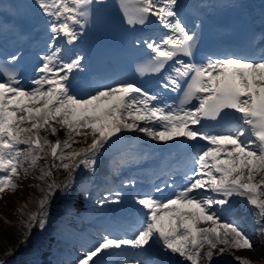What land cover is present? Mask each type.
Returning a JSON list of instances; mask_svg holds the SVG:
<instances>
[{"label": "snow or ice", "instance_id": "1", "mask_svg": "<svg viewBox=\"0 0 264 264\" xmlns=\"http://www.w3.org/2000/svg\"><path fill=\"white\" fill-rule=\"evenodd\" d=\"M35 3L48 18L50 43L39 66H33L34 75H26L20 53L10 57L13 67L0 64V197L24 186L17 178H29V171L49 154L45 149L60 163L41 168V181L52 177V168H94L97 155L113 138L124 131L144 133L165 144L181 141L191 152L193 167L183 173L182 185L173 181L131 195L137 213L131 235L102 236L75 264H120L106 260L112 256H120L123 264H171L177 255L190 264H212L214 254L226 249L254 250L250 235L231 217L234 198H243L253 208V231L264 235V180L255 182L264 175V53L197 62L198 36L182 21L179 0H132L131 7L122 0L129 26H146L154 19L164 30L158 39L135 41L150 50L149 60L137 71L167 73L159 88L178 93L170 104L134 82L77 83L84 57L71 58L65 45L79 39L93 0ZM56 125L65 130L63 141L41 137V131L55 135ZM89 134L86 148L65 151L76 142L74 136ZM201 141L206 144L200 146ZM71 186L63 185L65 194ZM59 189L52 179L41 189V212L29 214L41 230L45 205ZM121 199L118 194L114 202ZM218 245L223 247L214 253Z\"/></svg>", "mask_w": 264, "mask_h": 264}, {"label": "rangeland", "instance_id": "2", "mask_svg": "<svg viewBox=\"0 0 264 264\" xmlns=\"http://www.w3.org/2000/svg\"><path fill=\"white\" fill-rule=\"evenodd\" d=\"M56 127L58 129L57 130L58 135H59V130L63 132L64 129H61L59 125H56ZM41 133L42 131L40 132V134ZM55 135L49 134V137H53ZM61 139L62 141L64 140L63 138ZM91 140L92 138L90 139L89 144L91 143ZM21 147H24V146L21 145ZM41 162L42 164H48V166H50V164L52 163L51 161L47 159V157L45 160L44 156L38 161L39 165ZM55 164H59V161H55ZM96 164L94 168H85L83 165H81L75 171H72L71 169H69L67 178L63 181V183H59L56 177V173L55 174L53 173L54 169L56 170V168L51 169L53 175L52 177H49V179L50 181L52 179H55V181L61 185V189L57 190L53 196L49 197L50 203L45 205L44 211L47 212V216L45 217L46 225L43 230L39 228L38 223H34L32 221H29L28 219L29 214L41 212L39 201L44 196V192H42L41 189L46 190L48 183L46 180L41 181L37 179V177L40 176L39 175L40 173L37 174V172H35L34 170H30L28 173L29 178L28 179L23 178L22 179L23 181L19 182V183H22L24 186L17 188L15 192L12 193L8 197L4 196L5 193L2 195V197H0V264H16L17 262L21 261L23 255H18V256H15V255L18 253L22 254V250L24 249L27 250L28 245H29V249L27 253L33 252L35 255V257L32 259L30 264H50L53 258L52 254L49 257L44 256L43 258H39V252L40 250H45L48 234H51L53 232L50 230L54 228L51 222L52 217L50 213L56 214L55 212L56 203L60 200H63L66 202L68 215H67V218H65V220L63 221L59 229L60 232L58 233L56 237L60 241H66L67 243L66 246H67L70 243H68V240H67L68 238L65 235V233L77 234L78 242L74 244L75 246H73L74 249H73L72 255H69L71 258L72 264H75L76 260L80 258L86 252V250L77 248L76 244L83 243L86 245L87 242H89V240L96 237L97 234L83 233L80 229V223H77V220H76V218L79 216L81 217L88 216L92 211H95V208L91 205H87L84 201L85 204H83L81 210H79L78 213L72 212L73 211L72 199L74 195L78 193H82V195L81 197L77 196V198L81 200L85 199L84 198L85 193H83V190L80 191V186L91 178L93 172L95 171ZM111 166L113 165L111 164ZM18 179L19 177L17 178V180ZM261 180H263L261 175H257L255 177V182L258 183ZM68 182H71L72 186L68 190L67 194H65L63 185ZM9 192H7L8 195H9ZM23 193H26L25 194L26 198L23 197V199L25 200L20 201L19 200L20 195ZM261 198L264 199V197H261ZM10 201H12L14 205H12L13 203H11ZM241 202L244 204V207L242 209V212L239 215V219H238L239 221L237 220V222L239 223L241 228L250 235L251 240L254 239V244L255 243L257 244H255L254 250L240 249V250L248 251V252L246 251L241 252V254H239L236 251L238 249H230V250L226 249L229 260L225 262V264H240L237 258L247 259L251 261V264H264V235H258L255 231H253L255 227V225L253 224V219H254L253 208L252 206L247 205L243 198L241 199ZM9 205L12 206L11 210L7 209ZM7 217L10 220L7 219ZM39 219L40 217L37 216V221ZM57 220L58 221L56 223L60 221L59 219ZM4 222L12 223L13 226L11 224L9 226L7 225L5 226ZM29 224H32L33 226L29 228ZM201 226L203 227L206 225H201ZM7 242H8V245L5 246ZM219 247H223V245H218V248L214 250V253L218 252ZM57 248H59L58 245H55V244L52 245L51 249H52L53 254ZM206 249H207V245L203 251H206ZM61 253L62 254L59 255V258L61 256L63 257L64 254L65 256L67 255L64 252V249H61ZM218 256L222 257L221 254H219ZM28 257L29 256H26V261L31 260V258H28ZM10 259L13 261H9ZM203 264H206V262H203ZM212 264H214L213 261H212Z\"/></svg>", "mask_w": 264, "mask_h": 264}, {"label": "bare ground", "instance_id": "3", "mask_svg": "<svg viewBox=\"0 0 264 264\" xmlns=\"http://www.w3.org/2000/svg\"><path fill=\"white\" fill-rule=\"evenodd\" d=\"M9 1V2H8ZM1 0L0 1V11L1 13H3V17H8V19L10 20V24L8 26L5 27V30H9V34H8V37H7V44L8 46L11 48V49H19L21 48L22 44L26 43V40H24V42H18L16 41V39L19 37L18 35V29H19V24L23 25V26H29V31L30 32H35L37 31V29L33 28H30V14L29 12L27 11V7H26V0ZM96 1V5H100V3H97V0ZM47 17H45V20H44V24L42 23L40 25L39 28L41 27H44V25L46 24V21H47ZM1 21V20H0ZM4 26L0 23V29L3 28ZM80 29H78L79 31ZM43 42H45V38L43 39ZM64 41H61V44H63ZM65 47L67 48V46L65 45ZM47 49V47H46ZM131 133H134L135 136L137 137V142L138 145H135V146H140L141 143L145 142L146 141V136H137V133L138 132H131ZM140 151L143 150L142 147L139 148ZM147 149H145L146 151ZM136 156H139L140 153L139 152H136L134 153ZM104 162V157L101 159V161L99 162L100 164H103ZM181 167L184 168V169H188V168H191L193 167V163H192V160L188 158L187 162H186V165L183 164V162H181ZM261 177L263 178L264 180V175H261ZM250 212V211H248ZM133 222L136 220V217L134 219H131ZM101 225H108L107 221H103V222H100ZM86 249V246L85 248ZM124 255H131V253H125Z\"/></svg>", "mask_w": 264, "mask_h": 264}, {"label": "trees", "instance_id": "4", "mask_svg": "<svg viewBox=\"0 0 264 264\" xmlns=\"http://www.w3.org/2000/svg\"><path fill=\"white\" fill-rule=\"evenodd\" d=\"M88 137H89V135H88L87 137H85V141L88 140V139H87ZM80 138H81V140H82V139H83V136H80ZM73 146H76V145H73ZM78 146H80V145H78ZM79 148H80V147H76V148H73V149L77 150V149H79ZM73 149H72V150H73ZM65 162L67 163L68 161H65ZM37 168H38V167H37ZM37 168H36V170L38 171L39 168H38V169H37ZM65 171H66V170L63 169V168H57V176H58V178H62V176H63V174L65 173ZM18 188H19V187H18ZM14 192H15V191H14ZM14 192L10 191V192H9V195H7V197L10 196V195H11L12 193H14ZM25 194H26V193H23V194L20 195V198H19L20 201H24V200H25V199H23V197L26 198ZM8 199H9V198H8ZM10 202L13 203L12 201H10ZM12 205H14V203H13ZM7 209H8V210H11V209H12V206L9 205V207H8ZM4 223H5V222H4ZM4 223H3V224H4ZM6 225H7V224L5 223V226H6Z\"/></svg>", "mask_w": 264, "mask_h": 264}]
</instances>
